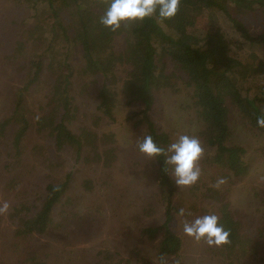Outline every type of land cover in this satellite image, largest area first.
Wrapping results in <instances>:
<instances>
[{
    "label": "trees",
    "instance_id": "16d2710c",
    "mask_svg": "<svg viewBox=\"0 0 264 264\" xmlns=\"http://www.w3.org/2000/svg\"><path fill=\"white\" fill-rule=\"evenodd\" d=\"M14 1L31 15L21 32L5 27L4 37L11 42L3 43L0 64L23 60L15 69L19 77L14 75L10 85V112L0 118V139L11 137L18 155L31 128L38 126L48 143V169L63 162L53 160V149L59 154L69 152L76 160L112 166L117 158L114 133H99L95 126L101 119L115 121V109L122 101L129 106L125 122L140 132L138 140L151 135L158 145L166 147L172 142V134L160 126L150 110L159 94L171 92L193 101L201 125L196 134L202 143L204 164L217 167L223 177L234 182L249 173L256 151L264 156V127L257 125V117L264 116V0H180L176 15L170 19L127 22L115 32L99 23L108 0ZM203 13L207 14L205 24L199 21ZM247 16H252L251 24L244 21ZM219 17L226 18L230 28H223ZM239 51H250L253 61L244 62ZM73 58L79 62L75 72L82 80L79 92L74 91L72 82ZM122 72L125 77L117 88L118 73ZM252 76L258 79L255 84L248 81ZM44 87L45 104L37 106ZM78 95H89L97 104L92 112L93 126L74 130L70 123L81 114L75 101ZM239 121L263 141L254 153L233 142ZM33 148L41 147L35 143ZM148 160L145 172L157 189L143 198L163 208L164 220L143 227L140 235L152 243L162 263L182 248V236L171 227L178 211L175 197L179 186L165 170L163 157ZM72 179V171L53 177L36 198L12 206L9 215L17 233H43L57 224V217L71 205ZM207 190L212 196L218 193L214 188ZM221 210L218 217L229 231V242L217 251L229 259L250 256V260L263 264L259 241L255 236L245 237L231 211L226 207ZM3 215L0 211V221ZM103 253L108 254L106 250L98 254Z\"/></svg>",
    "mask_w": 264,
    "mask_h": 264
},
{
    "label": "rangeland",
    "instance_id": "374dc122",
    "mask_svg": "<svg viewBox=\"0 0 264 264\" xmlns=\"http://www.w3.org/2000/svg\"><path fill=\"white\" fill-rule=\"evenodd\" d=\"M30 13L14 0H0V51L5 47L3 43L11 42V38L4 37L5 27L12 28L15 33L18 30L21 32ZM206 19V13L199 17L201 24H205ZM219 19L223 28H230L226 18ZM251 19L252 16H247L244 21L251 24ZM8 33L14 35L10 29ZM238 39L242 41L241 34ZM238 54L243 55L244 62L253 61L254 55L250 51H239ZM74 59L72 82L74 91L79 92L82 80L75 74L79 62ZM22 60H6L5 66L0 64V118L10 112V85L14 78L19 77L15 75V69ZM118 75L120 80L115 86L120 88L125 73ZM248 81L255 84L258 79L252 76ZM46 92L44 87L37 106L45 104ZM75 101L81 114L70 126L74 130L93 126L92 112L97 102L89 95H78ZM127 109L129 106L122 101L115 109V121L101 119L95 126L99 133H114L117 158L110 167L96 161L84 162L82 158L76 160L69 152L59 154L53 149V160L57 158L63 162L60 167L48 169L45 161L48 143L38 131V126L31 128L32 133L19 155L11 137L0 139V203L8 205L0 221V264H177V261L179 264H259L250 260V256L241 260L229 259L217 251L219 247L197 242L182 231L186 220L206 213L220 216L221 208L226 207L237 219L245 237L255 236L259 241L258 250L264 255V156L259 151L253 154L249 173L234 182L223 177L217 167L204 164L203 151L199 160L201 175L197 183L179 188L175 197L178 210H185V215L175 212L171 225L183 238L182 248L179 254L166 258L162 263L157 259L152 243L143 241L140 232L145 226L163 222V208L143 198L154 194L157 186L145 172L150 160L136 148L140 132L125 122ZM150 114L172 134V141L182 133L198 137L196 132L201 125L190 98L181 94L172 95L171 92L159 94ZM36 116H32L33 121ZM259 140L242 121L235 125L233 142L244 144L250 149L249 154L263 144ZM35 143L41 148H33ZM68 171L73 172L69 188L73 199L66 212L57 217L58 225L54 224L43 233H17V226L9 215L12 206L36 198L53 177H60ZM221 180L223 182L218 183ZM208 188H214L218 192L214 196L223 201L212 196L213 192ZM153 208L156 210L152 211ZM100 250H106L110 258L103 259L106 255H99Z\"/></svg>",
    "mask_w": 264,
    "mask_h": 264
},
{
    "label": "clouds",
    "instance_id": "9594fccd",
    "mask_svg": "<svg viewBox=\"0 0 264 264\" xmlns=\"http://www.w3.org/2000/svg\"><path fill=\"white\" fill-rule=\"evenodd\" d=\"M179 2L180 0H108L103 13L99 16V23L109 31L115 32L127 22L144 21L153 17L163 21L176 15ZM257 125L264 127V116L257 117ZM136 148L146 158L163 157L165 170L171 172L174 183L179 188L194 185L201 175L199 160L203 148L196 136L178 134L166 147H161L151 135H145L142 140L137 141ZM222 182L221 180L218 183ZM7 207L5 203L0 211L6 210ZM178 213L185 215V210L181 208ZM182 231L209 247H220L229 242V231L220 223L215 213H206L186 220L182 225Z\"/></svg>",
    "mask_w": 264,
    "mask_h": 264
}]
</instances>
